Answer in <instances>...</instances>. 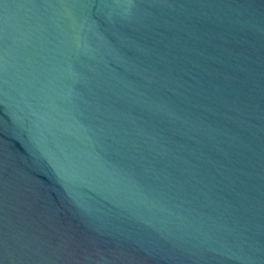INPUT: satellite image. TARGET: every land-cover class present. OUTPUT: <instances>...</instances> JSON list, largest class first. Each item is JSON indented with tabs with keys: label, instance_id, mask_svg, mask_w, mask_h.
<instances>
[{
	"label": "water",
	"instance_id": "95a60500",
	"mask_svg": "<svg viewBox=\"0 0 264 264\" xmlns=\"http://www.w3.org/2000/svg\"><path fill=\"white\" fill-rule=\"evenodd\" d=\"M0 264H264V0H0Z\"/></svg>",
	"mask_w": 264,
	"mask_h": 264
}]
</instances>
